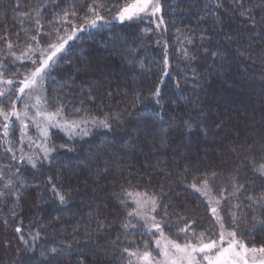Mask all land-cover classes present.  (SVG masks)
<instances>
[{"label":"trees","instance_id":"16d2710c","mask_svg":"<svg viewBox=\"0 0 264 264\" xmlns=\"http://www.w3.org/2000/svg\"><path fill=\"white\" fill-rule=\"evenodd\" d=\"M132 1L0 0V70L13 76L12 55L38 28L83 26L47 77V105L111 124L83 139L54 134V154L37 168L0 130V264L156 255L125 190L155 196L154 217L176 243L218 239L208 195L229 233L264 247V0H161L165 53L149 24L113 20ZM90 9L102 17L95 28L82 19Z\"/></svg>","mask_w":264,"mask_h":264},{"label":"rangeland","instance_id":"374dc122","mask_svg":"<svg viewBox=\"0 0 264 264\" xmlns=\"http://www.w3.org/2000/svg\"><path fill=\"white\" fill-rule=\"evenodd\" d=\"M137 0H133L125 7H129L131 4L136 3ZM160 6V11L156 13V15H148V14H139L138 16H134L131 20L125 19L121 21L119 19V15L123 8L114 18V21H118L121 23H146L153 27L157 33L158 43L162 52H166V44H165V29L164 23L161 16V0H154ZM102 22V20H97V24ZM35 37L31 38L24 46L20 49L19 52L14 53L12 55L14 66L13 68V76L7 77L4 71L0 70V92L4 93L3 96H0V112L7 114L8 119L5 120V116L0 114V130L5 136V143L8 144V148L13 152L15 156L25 162L26 165L31 166L28 163V157H32V159L36 162V167L42 165L45 162H48L50 158L54 154V146L52 145V136L56 133L65 135L67 138L70 139H83L87 138L91 135V133L100 128L98 123H93L92 119L87 118H79V119H70L66 118L62 114V120L68 121H77L79 123V127L76 128L71 134L66 131L62 127H49L48 129V136L45 137L41 128L37 127L36 122L41 123V127L44 123V117L38 116L37 112H43L45 114L55 112L48 108L47 101H46V80L49 74H51L54 67L58 64L61 58L66 54L67 49L73 40L68 42V45L65 46V50L61 53H58L57 57L54 58V63L52 66L46 70V76L39 81V85L35 90L25 89L24 93L19 92V88L23 87V82L29 77L36 67L32 63V60L37 59L40 57L41 52H48L49 46L57 42L59 36H67L71 34V32H66L65 34H58L53 35L51 33H43V31L38 28ZM80 31H76V36L79 34ZM60 33V32H59ZM168 65V62H167ZM2 67V64L0 65ZM13 81L11 85L7 84L6 81ZM15 111L19 114L20 119H17L16 116L12 115V112ZM27 114V115H25ZM27 125V127H25ZM6 126V127H5ZM14 129L18 130V143L14 139L12 135V131ZM7 131V134L5 132ZM45 147L53 148L54 150L50 151L47 156H45L44 149ZM33 168V167H32ZM204 191H202L203 193ZM207 198L212 203L213 207H216V214L214 216L220 222L221 227V217L217 205L215 204L214 199L212 196L207 195ZM134 206V205H133ZM151 217H154V212L150 214L148 219V223L145 224L143 221L139 220L137 217L136 219L142 223L146 230L149 232H153L156 236L155 239V247L157 254L151 253V258L155 262V264H166L165 258L162 255L164 245L167 241H174L168 236H166L162 230L161 223L155 218V223L160 225V231H157L156 228L151 227L153 221ZM225 234V240L228 239V231L221 228V232ZM161 232L163 235H161ZM160 241V247L156 246V241ZM205 241H209L204 239ZM235 240L238 242L239 245H246L241 240H239L235 236ZM175 242V241H174ZM199 242V241H198ZM197 242V243H198ZM176 243V242H175ZM195 243V244H197ZM193 244V245H195ZM249 252L247 255V259L249 260V264H252V261L255 260L256 264H259L261 259H264V253H260L259 251L255 254L251 252V247H248ZM171 255V253H170ZM203 254H197V259L200 260V256ZM141 256H137L134 261V264H145V262L141 259ZM200 264H207L206 261L200 260Z\"/></svg>","mask_w":264,"mask_h":264},{"label":"snow or ice","instance_id":"6c2138e0","mask_svg":"<svg viewBox=\"0 0 264 264\" xmlns=\"http://www.w3.org/2000/svg\"><path fill=\"white\" fill-rule=\"evenodd\" d=\"M240 6L243 7V0H241ZM90 11H93V15H86L82 19L87 22V26L89 28H95L97 27V20L102 19V17H98L92 9H90ZM159 11L160 6L157 2H154V0H137L136 3L131 4L129 7H125L121 11L119 19L121 21L125 19L131 20L134 16H138L141 13L154 16ZM24 15L28 14L25 13ZM71 15H76V13L72 12ZM241 15H245V12L242 11ZM250 19L254 26L255 18L252 17ZM36 22L37 24H39V20H37ZM85 30L86 28L81 26L79 29H74L72 33L68 34L67 36H59L57 42L49 46L50 50L48 52H41L40 57L32 60V63L36 65V67L32 71L31 75L27 77L23 82V87L19 88V92L24 93L26 88L29 90H35L39 85V81L46 76V70L49 69L54 63V58L57 57L58 53H61L65 50V46L68 45V42L70 40L76 38V31ZM65 32H67V30H65ZM9 47H11V44H9ZM165 65L167 66V61H165ZM6 83L11 85L13 81L9 80L6 81ZM3 95L4 93L0 92V96ZM151 95L154 99L158 98L160 96L159 89L153 91ZM137 99L139 100L140 97L137 96ZM159 102V99H156V103ZM0 114H3L5 116V120L8 119L7 114L2 112H0ZM12 115L16 116L17 119H20L19 114L15 111L12 112ZM37 115L44 117V123L42 127L40 122L37 121L36 124L38 128H41L45 137L48 136L49 127H62L66 131H68L69 134H71L76 128L79 127V123L77 121L63 120V122H61V108H57L55 112L47 114L38 111ZM92 122L98 123L104 128H111V124L109 123L107 118L100 121L93 120ZM25 127H27V125H25ZM189 127L191 126L189 125ZM5 134H7V131L5 132ZM52 150L54 149L45 147V156H47V154ZM28 163L31 164L33 168L36 167V162L32 159V157H28ZM257 170L260 171L262 175H264V164H261ZM213 176H215V173H213ZM208 183L209 182L207 179L202 181V186L204 189L208 187ZM192 187L196 188V185L193 184ZM197 190L200 191L201 189L197 188ZM125 193L129 197V201L122 202L125 204H128L130 202L132 205H134V207H132L131 210L128 211V215L130 217H137L139 220L147 224L150 214L152 212H155L156 208L158 207L155 196H149L147 193L128 192L127 190H125ZM0 195L3 194L0 193ZM60 199L63 202L64 197L61 196ZM218 203L219 201H217V204ZM212 212L216 214V207L212 208ZM151 220L153 221L151 227H154L157 229V231H160V225L155 223V217H151ZM125 227H127V225H125ZM221 228H223L222 223ZM19 231L20 229L18 228L17 232ZM181 231H185V229H181ZM161 235H163L162 232ZM156 246L158 248L160 247L159 240L156 241ZM52 251L55 252L56 250L53 249ZM258 251L260 253H264V247H261L260 249H251V252L253 254L257 253ZM248 252L249 249L247 245H239L235 240V232L228 233V239L226 241L225 234L222 231L217 240L205 241L204 238L201 237L199 242L195 245L190 243L187 238L185 239L183 244L175 243L174 241H167L164 245L162 255L165 258L166 264H200V260L206 261L207 264H249V260L247 259ZM197 254H203L200 256V260L197 259ZM141 259L145 262V264H155V262L151 258L150 252L145 251ZM252 264H256V261L253 260ZM259 264H264V259H261L259 261Z\"/></svg>","mask_w":264,"mask_h":264}]
</instances>
